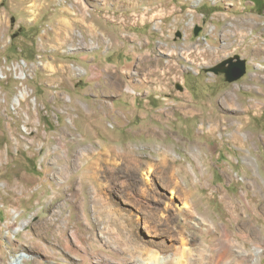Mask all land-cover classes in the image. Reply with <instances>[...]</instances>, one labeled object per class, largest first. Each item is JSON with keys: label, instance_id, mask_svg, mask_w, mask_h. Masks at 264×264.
<instances>
[{"label": "rangeland", "instance_id": "rangeland-1", "mask_svg": "<svg viewBox=\"0 0 264 264\" xmlns=\"http://www.w3.org/2000/svg\"><path fill=\"white\" fill-rule=\"evenodd\" d=\"M236 56L241 79L212 71ZM18 256L264 264V0H0V264Z\"/></svg>", "mask_w": 264, "mask_h": 264}, {"label": "water", "instance_id": "water-1", "mask_svg": "<svg viewBox=\"0 0 264 264\" xmlns=\"http://www.w3.org/2000/svg\"><path fill=\"white\" fill-rule=\"evenodd\" d=\"M196 33H199V29L196 30ZM212 71L224 73L229 82H234L246 75L247 62L236 56L212 68Z\"/></svg>", "mask_w": 264, "mask_h": 264}, {"label": "bare ground", "instance_id": "bare-ground-1", "mask_svg": "<svg viewBox=\"0 0 264 264\" xmlns=\"http://www.w3.org/2000/svg\"><path fill=\"white\" fill-rule=\"evenodd\" d=\"M263 51V49H261V47L260 46H257L256 47V51L258 52V51ZM79 70L80 71H83V69H81V68H79ZM20 76L21 77H23L24 76V74L23 73H20ZM29 96V92H27V90H24L23 92H20V94L14 99V103H13V105L15 106L16 104H17V101H18V99H20V100H23V99H25L26 97H28ZM232 99H234V98H232ZM18 105H20V104H17V106ZM212 128V126L210 127V129ZM211 130H213V129H211ZM239 131H240V129H239ZM238 133V136H240L241 138H242V141L243 140H245V138H247L244 134H242V133H240V132H237ZM241 138H239V139H241ZM245 163H247L248 164V166H250V167H252L253 169H255V161H254V159H252L250 156H248V157H246L245 158ZM241 252V251H240ZM244 253H247L248 251H243ZM228 254H229V252H227ZM242 253V252H241ZM252 253L253 254H255L256 256H259L260 255V253H261V251L259 250V249H254L253 251H252ZM21 256V255H20ZM21 257H23V258H25V257H27L25 254H22V256ZM21 260H22V258H19V256H18V258H16V261H14L13 262V264H16V263H20L21 264ZM166 261V260H165ZM160 262L162 263V262H164V260L162 259V260H160Z\"/></svg>", "mask_w": 264, "mask_h": 264}, {"label": "built area", "instance_id": "built-area-1", "mask_svg": "<svg viewBox=\"0 0 264 264\" xmlns=\"http://www.w3.org/2000/svg\"><path fill=\"white\" fill-rule=\"evenodd\" d=\"M15 69H16V67H15ZM17 76H18L21 80H24V78H25V75H24L23 77H21L20 74L17 75ZM29 97H30V92H29V96L26 97V98H29ZM26 98H25V99H26ZM25 99H23V100L18 99L17 104H21L22 101H24ZM17 104H16L15 106H17Z\"/></svg>", "mask_w": 264, "mask_h": 264}]
</instances>
